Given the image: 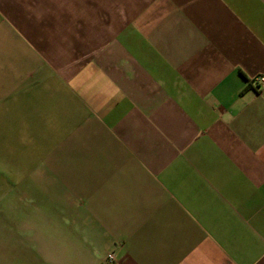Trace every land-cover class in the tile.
Returning <instances> with one entry per match:
<instances>
[{
    "label": "crops",
    "instance_id": "1",
    "mask_svg": "<svg viewBox=\"0 0 264 264\" xmlns=\"http://www.w3.org/2000/svg\"><path fill=\"white\" fill-rule=\"evenodd\" d=\"M264 0H0V264H264Z\"/></svg>",
    "mask_w": 264,
    "mask_h": 264
},
{
    "label": "rangeland",
    "instance_id": "2",
    "mask_svg": "<svg viewBox=\"0 0 264 264\" xmlns=\"http://www.w3.org/2000/svg\"><path fill=\"white\" fill-rule=\"evenodd\" d=\"M87 0H85L86 3ZM3 183H2V179H0V190L2 191L3 188ZM6 194L0 193V219L2 221V219H5V217H7V211H6ZM7 225L6 224H1L0 225V232L1 233H6L8 232L7 230Z\"/></svg>",
    "mask_w": 264,
    "mask_h": 264
},
{
    "label": "built area",
    "instance_id": "3",
    "mask_svg": "<svg viewBox=\"0 0 264 264\" xmlns=\"http://www.w3.org/2000/svg\"><path fill=\"white\" fill-rule=\"evenodd\" d=\"M254 80L260 87H264V74L258 75ZM105 264H114L112 255L106 257Z\"/></svg>",
    "mask_w": 264,
    "mask_h": 264
}]
</instances>
